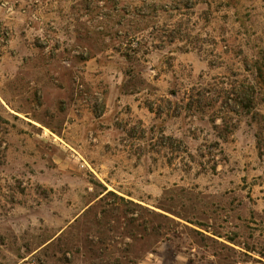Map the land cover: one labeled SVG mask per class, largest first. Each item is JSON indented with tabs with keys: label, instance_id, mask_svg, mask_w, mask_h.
<instances>
[{
	"label": "rangeland",
	"instance_id": "374dc122",
	"mask_svg": "<svg viewBox=\"0 0 264 264\" xmlns=\"http://www.w3.org/2000/svg\"><path fill=\"white\" fill-rule=\"evenodd\" d=\"M0 264H264V0H0Z\"/></svg>",
	"mask_w": 264,
	"mask_h": 264
},
{
	"label": "trees",
	"instance_id": "16d2710c",
	"mask_svg": "<svg viewBox=\"0 0 264 264\" xmlns=\"http://www.w3.org/2000/svg\"><path fill=\"white\" fill-rule=\"evenodd\" d=\"M110 195L114 196L113 194H110ZM114 197H116V196H114ZM119 200L124 201L122 198H119Z\"/></svg>",
	"mask_w": 264,
	"mask_h": 264
}]
</instances>
